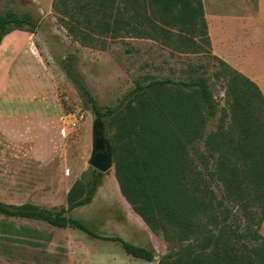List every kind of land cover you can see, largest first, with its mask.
Returning a JSON list of instances; mask_svg holds the SVG:
<instances>
[{"label": "trees", "instance_id": "16d2710c", "mask_svg": "<svg viewBox=\"0 0 264 264\" xmlns=\"http://www.w3.org/2000/svg\"><path fill=\"white\" fill-rule=\"evenodd\" d=\"M52 7L66 32L84 45L100 36L170 41L172 28L180 39L188 34L209 42L202 0H52ZM38 26L31 13L5 9L0 12V43L14 30L35 33ZM219 62L222 75H230L229 115L209 131L217 103L205 76H146L117 105L102 107L73 58L63 63L67 78L93 110L94 128L101 121L115 124L114 176L132 210L167 245L157 264H264L259 232L264 218V95L254 81ZM101 177L95 169L83 173L68 190L65 206L0 200V215L80 230L119 242L132 257L153 261L152 248L100 236L68 215L92 201ZM175 242L177 249L168 246Z\"/></svg>", "mask_w": 264, "mask_h": 264}, {"label": "rangeland", "instance_id": "374dc122", "mask_svg": "<svg viewBox=\"0 0 264 264\" xmlns=\"http://www.w3.org/2000/svg\"><path fill=\"white\" fill-rule=\"evenodd\" d=\"M202 3L208 43L188 34L180 39L172 28L170 41L100 36L96 43L84 45L58 22L52 0H0V12H29L39 23L29 45L39 66L38 79L32 77V60L28 61L30 70L10 58L0 61V104L9 113L0 116V200L65 206L73 182L93 169L88 160L95 116L63 70L70 56L102 107L117 105L134 82L144 81L146 76L173 80L207 77L217 112L206 131L214 130L229 115L225 113L230 102V75H222L224 65L219 60L254 81L264 95V0ZM25 35L16 33L14 38L22 40ZM63 127L64 135L60 132ZM100 129L111 149L117 143L115 124L101 121L97 124ZM197 148L201 150L202 143ZM68 215L100 236H119L152 248L156 256L148 262L126 254L119 242L69 227L0 215V264H156L167 252L161 236L150 231L121 195L113 161L110 170L102 173L92 201ZM259 232L264 237V218ZM168 246L177 249L179 243Z\"/></svg>", "mask_w": 264, "mask_h": 264}, {"label": "crops", "instance_id": "0c3cea01", "mask_svg": "<svg viewBox=\"0 0 264 264\" xmlns=\"http://www.w3.org/2000/svg\"><path fill=\"white\" fill-rule=\"evenodd\" d=\"M16 33L26 34L24 36L25 38L22 40L16 37L14 38ZM33 34L34 33L26 32V31L14 30L10 32L9 34L5 35L0 43V61L2 59L10 58L12 62L13 60H16L17 63H21L20 64L21 67H23L24 69L27 68L28 70H30L28 61L32 60V66H31L32 67V77L33 79L35 78L38 79L37 73H39V66H38L37 61L35 60L34 51H32L31 53L30 50L32 49L29 46L33 42V37H32ZM7 70H9L8 64L6 65V71ZM3 100L6 104L8 103V93H5ZM14 113L16 114L19 112L15 111ZM37 113L40 114L41 112L38 110ZM8 115L9 113L4 109V106L0 104V116H8Z\"/></svg>", "mask_w": 264, "mask_h": 264}, {"label": "water", "instance_id": "95a60500", "mask_svg": "<svg viewBox=\"0 0 264 264\" xmlns=\"http://www.w3.org/2000/svg\"><path fill=\"white\" fill-rule=\"evenodd\" d=\"M89 165L98 172L106 173L112 167V153L102 130L94 128Z\"/></svg>", "mask_w": 264, "mask_h": 264}, {"label": "built area", "instance_id": "2783aa9c", "mask_svg": "<svg viewBox=\"0 0 264 264\" xmlns=\"http://www.w3.org/2000/svg\"><path fill=\"white\" fill-rule=\"evenodd\" d=\"M70 124H71L72 127H74L76 123L72 122ZM65 129H66V127L61 128V130H60L61 134H63V135L65 134V131H66Z\"/></svg>", "mask_w": 264, "mask_h": 264}]
</instances>
